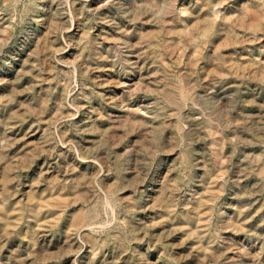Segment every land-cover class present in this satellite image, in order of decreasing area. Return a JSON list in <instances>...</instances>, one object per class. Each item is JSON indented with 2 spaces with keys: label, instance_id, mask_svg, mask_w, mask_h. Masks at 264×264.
I'll return each instance as SVG.
<instances>
[{
  "label": "rangeland",
  "instance_id": "rangeland-1",
  "mask_svg": "<svg viewBox=\"0 0 264 264\" xmlns=\"http://www.w3.org/2000/svg\"><path fill=\"white\" fill-rule=\"evenodd\" d=\"M0 264H264V0H0Z\"/></svg>",
  "mask_w": 264,
  "mask_h": 264
}]
</instances>
